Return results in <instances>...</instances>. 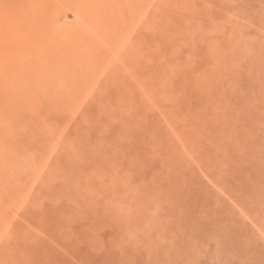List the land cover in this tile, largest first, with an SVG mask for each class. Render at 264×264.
I'll return each mask as SVG.
<instances>
[{
	"label": "rangeland",
	"instance_id": "rangeland-1",
	"mask_svg": "<svg viewBox=\"0 0 264 264\" xmlns=\"http://www.w3.org/2000/svg\"><path fill=\"white\" fill-rule=\"evenodd\" d=\"M0 1H8L11 18L17 6L28 7L32 0ZM58 1H44L50 8L46 13L55 21V27L60 30L71 24L83 30L78 26L74 0H70V7L65 9L59 7ZM154 4L156 6L150 8L148 15L151 26L152 14L161 12V4ZM169 4L170 15L178 16L176 25L168 23L172 27L165 35L161 18L154 19L163 34L154 26L153 30L137 27L130 43L136 45L138 56L127 63L130 75L125 63L116 61V66L111 63L107 74L100 78L80 108L74 101L76 98H71L79 93L77 90L65 89L66 98L73 102L69 104L65 98V104L58 103L60 108H54L56 101L43 94L46 89H39L37 80L23 83L25 90L27 88L26 99L43 97V105L34 106V112L41 111L46 120L54 124V132L47 130L49 123L47 129L40 127L42 137L46 136V131L49 137L60 133L75 110L63 132V146L53 155V162L56 167L61 165L81 178H77L78 186L75 182L78 190L81 185V188L88 187L86 184H91L93 190L80 189L87 194L83 199L90 207L86 201L67 198V174L53 169L57 171L56 178H64L55 181L50 191L46 188L49 194L36 209L21 207L24 212L7 231L9 234L19 228L21 234L14 232L15 240H10L7 248L0 246L1 256L7 251L15 256L12 264H264V240H260L264 237L259 239L257 236L261 232L255 229L258 224L262 226L264 211L261 217L257 212L250 218L240 202L245 201L241 192L245 191L244 184L246 178L250 180L249 176L257 177L252 178L258 184L255 193L264 190V0H171ZM29 19L31 16L26 15L20 18L21 22L15 21L18 27L25 28L24 22L28 23ZM124 19H118L115 24L117 31L125 28ZM154 35H158L159 41ZM146 37L151 40L147 41ZM214 46L223 54L218 57L220 61L225 67L229 65L226 72L222 71L224 76L214 70L220 67L218 59L214 57L215 61L211 62L207 56ZM110 50L104 49L107 56L103 62L106 64L111 62ZM207 64L214 72L205 71ZM12 101H20L22 108L18 106L15 112L13 106L10 118L2 117L1 120H9V124L10 120L14 123V120L27 121L28 101L20 100V95ZM1 120L0 165L5 168L23 165L25 169V155L31 147L25 150L18 141L16 145L11 144L13 138L16 140L13 129L17 127ZM19 128L23 132V124ZM19 128L17 132H21ZM33 137L32 132L21 136L27 141L25 145L33 143L39 151L40 143L32 142ZM74 141L77 144L68 146ZM79 151L84 153L81 164L70 156ZM86 151L94 152L93 158ZM37 153L35 157L40 154ZM50 161H46L44 171L41 172L40 165L36 168L41 175L38 184L33 185L34 193L29 191L33 196L40 192L41 185H48L47 173L52 171ZM166 166L173 170L172 175ZM30 171L33 173L34 169ZM22 172L17 171L21 185L11 186L6 179L7 184L1 189L9 193L5 192L6 197L15 201L11 204L13 211L18 203L14 192L16 185L21 189L27 181L29 185L23 188L27 189L33 178L30 172ZM172 177L177 181L174 186L171 185V181H175ZM178 179L182 180L181 184ZM230 179L238 180L240 188L232 189ZM73 183L69 182L67 187L71 188ZM141 189L144 193H139ZM255 196V205L251 207L264 206V195L255 194L254 200ZM57 200L65 204L66 215L62 220L68 223L62 222L60 227L66 226L63 233L56 230L59 221L54 218L53 208ZM218 200L228 209L223 210ZM25 216L28 221L24 220ZM36 223L39 226L34 227ZM53 229L56 230L54 235ZM181 251L185 253L181 255Z\"/></svg>",
	"mask_w": 264,
	"mask_h": 264
},
{
	"label": "bare ground",
	"instance_id": "bare-ground-1",
	"mask_svg": "<svg viewBox=\"0 0 264 264\" xmlns=\"http://www.w3.org/2000/svg\"><path fill=\"white\" fill-rule=\"evenodd\" d=\"M41 1H42V3L39 2V0H32L30 6H28V7H25V5L17 6V8L15 9V13L11 14V18H13L12 22H10L11 18H9V16H8V8H7L8 7V1H0V7H1L0 8V110L2 111V112L0 111V120L2 119V117H8L9 116L8 118H10L11 111H12L11 109L13 106H14L13 110H16L15 112H17V110L19 109L18 106L21 107L20 101H18V102L12 101L13 99L18 98L20 95V100H23L24 102L28 101L27 102V104H28L27 113L29 114V117H28L27 121L23 122V121L14 120L15 121V123H14L13 120H10V124H9V120L7 122H5L4 119L1 121H4L6 123V125H14L17 127L16 129H13L14 134H16V136H17L16 140H14V138H13L11 144L16 145L17 141H18V144H20L22 146L21 148H23L25 150H28V147H31V151H28V153L25 155V158H26L25 169H23L24 168L23 165L22 166H20V165L11 166V165H9V167L7 166V168H5L4 165H0V246H6L5 248H7V246H9V244H11L10 240H12V239L15 240V238L17 237L16 233H14V232H18L19 234H21V232H19V228H17V231H16V229H14V231L12 230V232L9 234L7 232V231L11 230L13 221L17 219V216L22 215V213L24 212L21 207H23V205H26L29 210H30V208L36 209L41 204V202H43V199H45L44 197H46V195L49 194L47 192H48V190L50 191L51 188L55 185L54 184L55 181H57V180L59 181V178H64L61 176L60 177L58 176L59 178H56L57 177L56 176L57 171H55L53 169H58L59 171H63V172H65V174H67V176H66L67 179L65 178V181L67 184L69 182H74L73 183L74 185H72L71 188H68L67 184H66V188H67L66 193L68 194L67 198L74 199V201L80 200L79 202H85L86 200H84L85 199L84 195H87V194L84 192H81L80 189L82 191L85 190V192L87 190L88 191L93 190L91 184H89V185L86 184V186H88V187L84 186L83 188H81L82 187V185H81L79 187L80 189L78 190V188H76V186H75V182H77L76 185L78 186V182H80L78 179H81V178L78 177V175H75L74 172H71V171L68 172L67 170L64 169V167H61V165H59L60 166L59 168L56 167L57 164L55 162H53V160H54L53 155L54 154L57 155L58 151L61 150L59 147L61 146V140L63 137V132L67 129L69 121H71L73 119V116L75 114V110L72 112V114H70V117H68V122H67L65 128L62 127V129H60V133H57L56 135L49 137L47 135L46 129L48 128L47 130L52 132L54 130L53 129L54 124L49 123V121L46 120L44 113H41V111L39 114L34 112V106L38 107V105H39V107H41L43 105V103H42V102H44L43 97H40L39 99H36V100L30 99V98L26 99L27 95H25V94H27V91H26L27 88L25 90L23 83L25 81L26 82L29 81L30 79H31V81L37 80L36 83L40 87L39 89H41V88L46 89V91H44L45 93H43V94L50 96V98L52 97L54 99V101H56V102H54V104H57V106H55L54 108H60L58 103L61 105L65 104V101H66L65 100V98H66L65 91L67 89H70L71 91L77 90V91H79V93H78L79 95L75 94L76 95L75 96L73 94L74 97H71V98L72 99L76 98V100H74V101L77 104L76 103L75 104L78 105L77 108H80L84 104V101L88 99V97L90 96V93L94 90V88L97 85L100 78L104 77L107 74V70L110 67L111 63H112V65L114 64L115 66L118 65L117 62L125 63L127 66V69H128L127 63H130L132 60L137 58L138 49L136 48V45H131V43H130V41L133 37L132 34L137 33V31H136L137 27L140 26L141 29H142V27H148L149 30H151L154 26L155 30H157L160 34L164 33V35H165L166 31H170L171 27H172V26H169L168 23L174 24V26H175L177 21H178L177 20L178 16L176 14L174 16H171L170 15L171 11L168 12V9H170L169 8V6H170L169 1H171V0H77V1L74 0L73 4L76 3L74 5V11H75L76 16H77V20H78L77 22H79L78 26L81 28L83 27L82 28L83 30H80V29H78L77 26L71 25V24H67L59 30V28L55 27L56 26L55 21H52V19L50 20L48 17V14L46 13L47 12L46 9H50L49 6L46 5L47 3L44 4L45 0H41ZM71 2L72 1H70V0H59L58 3L60 4V6H59V4H58V6L61 7L62 9H65L67 7H70ZM155 2L158 6L161 4L160 10L162 13L156 12V13L152 14L154 16L152 17L153 26H151L150 20H148V17H149L148 15L151 14L150 8L156 6L154 4ZM51 9H53V8H51ZM39 11H40V14L38 13ZM26 15L31 16V19H29V21H28L29 24L24 22L25 26H23V27H25V28L18 27L17 21H15V20H18V22H21L20 18H22V19L26 18ZM125 17L127 20L124 19ZM154 18H156V19L161 18V25L164 28H166V30H163V33H162V31L159 30V26L157 27V24H156ZM118 19H124L125 28L120 30V31H117L116 26H115V24L118 23ZM172 19H174V22L173 21L171 22ZM143 24L145 26H143ZM155 24H156V26H155ZM74 27H76V28L74 29ZM14 29L17 31V33H19V35H17V33ZM154 36L156 38L158 35H154ZM18 37L19 38L21 37V38L19 39ZM146 38H147V41L151 40L148 37H146ZM157 39L158 38H156V40ZM132 40H134V39H132ZM158 41H159V39H158ZM214 45H218V44L215 43ZM215 47H217V46H214L213 48H215ZM105 48L111 49L110 50L111 52L108 54V56H109L108 58H110L111 62H108L107 64L104 63L105 60L103 59L105 56H107V53H105V51H104ZM213 48L211 49V51H209L207 53L208 54L207 56L209 59H211V62L215 61V60H213L214 57L218 59L220 67H217V68L214 67V70L216 69L217 73L224 76L223 72H226V70H227L226 68L229 65H227V63H226L227 67H225L224 64L220 61V58H218V57H221L223 55V54H221L222 52L218 50L219 48L217 47V50L213 49ZM133 54H134V56H133ZM142 54H140V55H142ZM213 55H216L217 57L213 56ZM211 62L209 61L208 64L212 65ZM20 67H21V69H20ZM229 69H231V66ZM207 70L209 72H212V71L214 72V70H212V67L209 65L207 66L205 71H207ZM35 71L37 74H35ZM128 71H129V69H128ZM229 72H230V70H229ZM235 72H238V71H235ZM260 72H261V70H260ZM80 74H83V75H80ZM129 75H130V71H129ZM231 75H232V73H231ZM157 76H159V75H157ZM216 76H217V74L215 75V77ZM227 76H228V78L230 77L229 75H227ZM237 76L240 77V75H237ZM237 76H236V78L234 77L235 80L238 79ZM166 77H167V75H166ZM218 77L220 78V76H218ZM53 79H56V81L54 82ZM50 80H52V82ZM146 80H147V78H146ZM21 81H23V82H21ZM58 81H59V84H58ZM232 81H234V80L232 79ZM143 82H141V83L143 84ZM231 83H229V84H231ZM144 86H145V84H144ZM260 86H261V84H260ZM260 86H258V87H260ZM262 87L264 88V86H262ZM235 88H236V86H235ZM146 89H144V90H146ZM40 93H41V91H40ZM52 93H54V94H52ZM149 93H150V91H149ZM149 93L147 92V94H149ZM141 95H142V93H141ZM150 95H151V93H150ZM67 100L69 101V104H71L70 102H73V100H71V99L70 100L67 99ZM62 102H64V103L62 104ZM223 106L225 107V105H223ZM8 107H10L9 110H7ZM135 109H137V108H135ZM28 114H26V115H28ZM232 114H234V113H232ZM33 122H34V124H32ZM47 123H49L48 127L46 126ZM22 124H23V132L19 128L22 126ZM38 127L39 128L40 127H44V128L47 127L45 129L46 136L42 137V135H41V133H43L42 129L41 128L39 129ZM18 128L20 129V131L22 133L17 132ZM254 128H255V126H254ZM0 129H1V127H0ZM247 129H249V127ZM29 132L34 133V137H33L32 142L36 141V143L37 142L40 143L39 151H41V152L36 150L35 145L33 143H29L28 145L27 144L25 145V143L27 141L25 140V138H21V136H23V133L26 135ZM259 133H261V132H259ZM255 135H256V133H255ZM260 136H262V135H260ZM250 139H251V136H250ZM20 140H21V142H20ZM229 141H230V139H229ZM262 141H264V140H262ZM10 142L11 141H9V143ZM75 143L76 142L74 141L73 143H71L68 146H73ZM227 143H228V141H227ZM35 152L40 153L39 156L35 157V155H36ZM72 152H75V151H72ZM87 152H90V151H86V153ZM223 152H225L224 149H223ZM83 154H84L83 152L79 151V152H76V154H73L70 156H71V159L77 160L81 164L82 161H80V159L83 158ZM90 156H91V158H93L94 152H90ZM99 158H101V156H99ZM46 161H48V162L50 161V164L52 165V171L47 173L48 185H44V186L41 185L40 189H39L40 192L36 196H33L34 194H31L30 192L31 191L33 192V188L35 187L33 185L38 184V180H39L40 175H41V173L38 172L39 170L36 171V168L38 165H40L41 166V169H40L41 172H42V169L44 171V166H45ZM210 161H211V159H210ZM108 162H109V160H108ZM110 164H112V163H110ZM166 167H167L166 170L169 173V175L170 174L172 175L173 170H169L168 169L169 166H166ZM32 169H34L33 173H31V171H30ZM20 170H21V174L23 173L22 172L23 170H25V172H30L31 177H33V178L31 179L32 181L30 183V186L26 187L27 189H23V188H25L26 185H29V184H26V183H28L26 180H24V181H26V183L24 182L25 183V184H23L24 187L22 186L21 189H17V185H16V190L14 192L17 193L18 199L17 198H15V199H17L18 203H16L17 205H15V210L13 211V209H11V207L14 208V205L12 206L11 204H14L15 201L13 202L10 197H6L8 192L4 191L5 189L4 190H1V189H2V185L4 183L7 184V182H4V181H6V179L10 182L11 186H15V184H17V183L21 185L22 183L18 182L19 178L17 175V171L19 173ZM237 178H239V177H237ZM249 178H250V180L248 178H246L247 182L244 184V190L245 191H243V193L241 192V195H243V198L245 199V201H240L242 203L241 207H243L242 210H244V213L246 214V216L250 217L253 214L258 212L257 214L259 215V217H261L262 216L261 211L262 210L264 211V206H262V207L257 206V209H254L253 207L255 205L254 201H256V196H255V200H254L253 195H255V194L264 195V190L259 189L260 193H255L254 188H256L258 186V184L253 179H255L257 177L256 176H249ZM166 180H168V177H166ZM173 180H175V179L173 178ZM236 181H238V180L230 179V182L233 184L232 189H234L235 186L237 187V189L240 188V184H238ZM168 182H166V184ZM180 182H182V180H179L178 183H180ZM248 182H249V184H247ZM250 182H252V183L250 184ZM171 183H172L171 185L174 186L177 184V181L176 180L171 181ZM166 184H165V186H167ZM228 184H230V183H228ZM84 185H85V182H84ZM169 185H170V182H169ZM145 187H147V186H145ZM46 188H50V189L47 190ZM66 188H65V190H66ZM144 189H146V188H144ZM147 189L149 190V188H147ZM43 190L45 192L47 190L46 194H45V192H43ZM135 190H137V189H135ZM142 190L143 189H141V191L139 193H144ZM162 191L166 192V190L165 191L162 190ZM5 192H7V193L5 194ZM157 195H158V193H157ZM163 195L165 196L167 194L165 193ZM159 196H162V193H160V191H159ZM83 197H84V199H83ZM152 197H153V194H152ZM159 198H162V201H166V199L165 198L163 199V197H159ZM166 198H167V196H166ZM31 199H32V201H31ZM247 200L249 203L247 202ZM260 200H262V199H260ZM8 201H10V202H8ZM33 201H36L37 203L36 202L33 203ZM220 201L221 200H218V202H220ZM158 202H159V200H158ZM85 203H87V201ZM142 204H143V202H142ZM220 204L219 205L223 207V210L228 209V207L223 206V205H225V204H223V202L222 203L220 202ZM64 205H65L64 202L57 200V204H55L54 208H53V211L55 212L54 218L57 220V222L59 221V224H58L59 227H57L56 230L60 231V232L62 231V233L66 228V226L60 227L62 222L64 221L63 224H65V222L68 223L65 219L62 220L63 217L66 215L65 210H64V208H65ZM164 205H166V204H164ZM251 205H253V207H251ZM42 206L43 205H41V207ZM87 207H90V206H88V203H87ZM159 208L160 207L158 206V209ZM10 209L12 210V212H9ZM70 209H72V208H70ZM258 209H260V210H258ZM170 210H171V208H170ZM71 211H70V214H71ZM163 211H165V210H163ZM154 214H155V212H154ZM197 214H199V213L197 212ZM31 216H33V215H31ZM250 218H252V217H250ZM28 219H29V221L31 220L30 217H28ZM262 219H264V217ZM20 220H23V218ZM24 220L28 221L27 216L24 217ZM71 221H72V219H71ZM28 223H31V222H28ZM261 224H262V226L260 224H258L257 225L258 227L255 228L257 232L258 231L261 232L259 235L257 234L258 235L257 237L259 239L261 237H264V221ZM35 226H39V225H37V223H36L34 225V227ZM198 226L201 227V224H198ZM138 228H141V226ZM213 229L218 230V228H213ZM56 230L54 231V229H53L52 234L54 232H56ZM220 233L222 234L221 230H220ZM5 234H7L5 236L6 238H2V236ZM235 239H237V238H235ZM260 240L263 241L264 239H260ZM219 242H221V241H219ZM247 245H248V243H246L245 247H247ZM189 247H190V245H189ZM229 248H230V246H229ZM242 248H244V247H242ZM179 250H181V249H179ZM172 252L174 253V251H172ZM184 253H185L184 251H181L180 254L182 255ZM203 258H204V255H203ZM11 259L15 260V256L12 255L11 253H9L8 251L4 252L3 256H1V254H0V264H3V263L4 264H12ZM196 259L198 260V258H196Z\"/></svg>",
	"mask_w": 264,
	"mask_h": 264
}]
</instances>
